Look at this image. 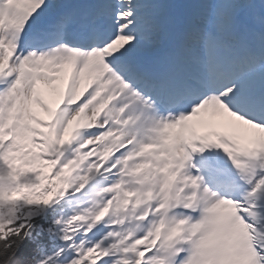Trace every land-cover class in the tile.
Instances as JSON below:
<instances>
[{"label":"snow or ice","instance_id":"6c2138e0","mask_svg":"<svg viewBox=\"0 0 264 264\" xmlns=\"http://www.w3.org/2000/svg\"><path fill=\"white\" fill-rule=\"evenodd\" d=\"M0 264H264V0H0Z\"/></svg>","mask_w":264,"mask_h":264}]
</instances>
